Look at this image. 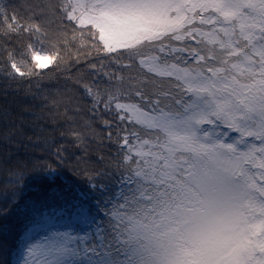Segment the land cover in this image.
Wrapping results in <instances>:
<instances>
[{
	"label": "snow or ice",
	"instance_id": "1",
	"mask_svg": "<svg viewBox=\"0 0 264 264\" xmlns=\"http://www.w3.org/2000/svg\"><path fill=\"white\" fill-rule=\"evenodd\" d=\"M0 97V264H264V0H0Z\"/></svg>",
	"mask_w": 264,
	"mask_h": 264
},
{
	"label": "trees",
	"instance_id": "2",
	"mask_svg": "<svg viewBox=\"0 0 264 264\" xmlns=\"http://www.w3.org/2000/svg\"><path fill=\"white\" fill-rule=\"evenodd\" d=\"M21 2H23V0H21ZM49 85V80L47 78H42L39 82H38V86L41 88V91H43L45 89L46 86ZM0 100H2V97H0ZM3 177L0 176V181H2ZM0 190H2V188H0Z\"/></svg>",
	"mask_w": 264,
	"mask_h": 264
}]
</instances>
